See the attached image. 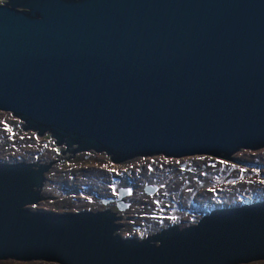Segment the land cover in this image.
Instances as JSON below:
<instances>
[{
    "label": "water",
    "instance_id": "95a60500",
    "mask_svg": "<svg viewBox=\"0 0 264 264\" xmlns=\"http://www.w3.org/2000/svg\"><path fill=\"white\" fill-rule=\"evenodd\" d=\"M0 110L69 157L230 160L256 150L264 146V0H8L0 5ZM56 161L0 162V260H264L263 184L243 203L140 238L119 233L130 186L103 199L117 211L31 209L50 198L42 188Z\"/></svg>",
    "mask_w": 264,
    "mask_h": 264
},
{
    "label": "rangeland",
    "instance_id": "374dc122",
    "mask_svg": "<svg viewBox=\"0 0 264 264\" xmlns=\"http://www.w3.org/2000/svg\"><path fill=\"white\" fill-rule=\"evenodd\" d=\"M20 124L18 118L0 110V162L57 160L45 178L46 184L55 191L46 194L43 185V194L50 198L30 208L59 212L105 208L117 211L114 204L104 205L103 199L116 196L120 187L130 186L133 189L127 198L130 206L125 211H117L122 215L121 235L143 238L172 224L189 226L214 206L234 203L244 190L253 192L264 181V147L248 151L247 155H243L242 150L239 156L231 154L236 161L226 163L209 155L170 157L158 154L115 164L105 153L89 151L73 157H69V153L61 154L52 138L22 130ZM248 181L254 182L253 187H244ZM148 185L159 188L148 194L144 190ZM246 196L240 197V201L246 200ZM135 229L138 232L133 231ZM0 264L58 263L8 259L0 260ZM247 264H264V260Z\"/></svg>",
    "mask_w": 264,
    "mask_h": 264
},
{
    "label": "bare ground",
    "instance_id": "6f19581e",
    "mask_svg": "<svg viewBox=\"0 0 264 264\" xmlns=\"http://www.w3.org/2000/svg\"><path fill=\"white\" fill-rule=\"evenodd\" d=\"M264 147V146H263ZM260 148H262V147H260ZM242 150V154L243 155H247V154H249V152L248 151H254V149H239V150H237L236 152H234V153H232V154H235V156L237 155V156H239V151H241ZM237 153V154H236ZM155 155V154H154ZM151 156H153V155H151ZM209 156H213V155H209ZM139 157H145V156H139ZM216 157V156H215ZM231 157V156H230ZM220 161H222L223 163H226V162H228V161H236V160H234V157L232 156L231 157V159L230 160H226V159H222V158H220ZM194 184V182H192V185ZM253 185H254V182H251V181H248L247 182V185H244V187H248V188H251V187H253ZM244 190V189H243ZM263 190H264V188H263ZM55 190L51 187V186H48V184H45V188H44V192L47 194V193H51V192H54ZM242 191V190H241ZM43 193V192H42ZM250 192H248L247 190H244L242 193H240L238 196H237V201H235V202H240V197H242V196H244L245 194H249ZM234 202V203H235Z\"/></svg>",
    "mask_w": 264,
    "mask_h": 264
},
{
    "label": "flooded vegetation",
    "instance_id": "af4514ba",
    "mask_svg": "<svg viewBox=\"0 0 264 264\" xmlns=\"http://www.w3.org/2000/svg\"><path fill=\"white\" fill-rule=\"evenodd\" d=\"M7 2H8V0H0V5L1 4H6ZM16 9L17 10H24L22 7H16ZM144 189H145V187H144ZM117 191H118V189H117ZM132 191H133V189H132ZM116 194H117V192H116Z\"/></svg>",
    "mask_w": 264,
    "mask_h": 264
},
{
    "label": "built area",
    "instance_id": "2783aa9c",
    "mask_svg": "<svg viewBox=\"0 0 264 264\" xmlns=\"http://www.w3.org/2000/svg\"><path fill=\"white\" fill-rule=\"evenodd\" d=\"M45 184H46V181L44 182V187H45ZM260 184H262V182H260ZM248 197H250V193L249 194H247V196L245 197V198H248ZM254 199V198H253ZM248 200H252V198L251 199H248ZM247 201V200H246ZM240 202H243V200L242 201H240Z\"/></svg>",
    "mask_w": 264,
    "mask_h": 264
},
{
    "label": "clouds",
    "instance_id": "9594fccd",
    "mask_svg": "<svg viewBox=\"0 0 264 264\" xmlns=\"http://www.w3.org/2000/svg\"><path fill=\"white\" fill-rule=\"evenodd\" d=\"M48 136V135H47ZM53 140V139H52ZM53 144H54V142H53ZM58 148V147H57ZM59 150H61L60 148H59ZM109 159V158H108ZM110 161V160H109ZM121 188V187H120ZM119 189V188H118ZM117 193H118V191H117ZM117 195V194H116ZM126 217H127V215H126ZM133 231H135V232H138L136 229L135 230H133ZM143 237H145V236H143ZM25 263H30V262H25Z\"/></svg>",
    "mask_w": 264,
    "mask_h": 264
},
{
    "label": "snow or ice",
    "instance_id": "6c2138e0",
    "mask_svg": "<svg viewBox=\"0 0 264 264\" xmlns=\"http://www.w3.org/2000/svg\"><path fill=\"white\" fill-rule=\"evenodd\" d=\"M6 129H7V125H5ZM10 131V129H8ZM223 163V162H222ZM233 167H235V165H233ZM241 172H243V169H241ZM262 183H264V181H261Z\"/></svg>",
    "mask_w": 264,
    "mask_h": 264
}]
</instances>
